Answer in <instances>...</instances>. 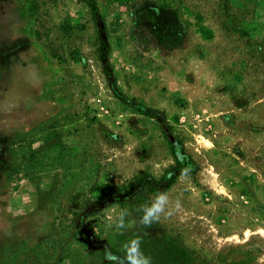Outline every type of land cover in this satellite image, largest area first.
<instances>
[{"label":"rangeland","instance_id":"obj_1","mask_svg":"<svg viewBox=\"0 0 264 264\" xmlns=\"http://www.w3.org/2000/svg\"><path fill=\"white\" fill-rule=\"evenodd\" d=\"M136 237L152 264H264V0H0V264Z\"/></svg>","mask_w":264,"mask_h":264},{"label":"clouds","instance_id":"obj_2","mask_svg":"<svg viewBox=\"0 0 264 264\" xmlns=\"http://www.w3.org/2000/svg\"><path fill=\"white\" fill-rule=\"evenodd\" d=\"M188 170H182V175H187ZM169 197L167 193L160 192L152 200L150 204L138 206L136 211L142 212L140 216V224L146 228H151L153 224L158 223L162 216L171 215V209L169 208ZM177 207L179 203L177 202ZM128 212L122 210L115 216H109V227H115L117 232L131 227V224L126 222ZM142 240L139 237L133 238L124 244V255L117 256L112 251L105 247L104 254L105 259L109 261V264H152L151 257L146 256L141 249Z\"/></svg>","mask_w":264,"mask_h":264}]
</instances>
